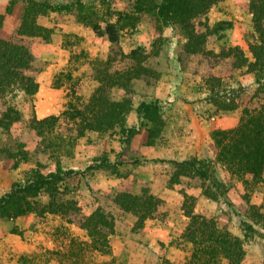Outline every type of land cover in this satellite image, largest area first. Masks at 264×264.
I'll return each mask as SVG.
<instances>
[{"label": "rangeland", "instance_id": "obj_1", "mask_svg": "<svg viewBox=\"0 0 264 264\" xmlns=\"http://www.w3.org/2000/svg\"><path fill=\"white\" fill-rule=\"evenodd\" d=\"M30 1L40 2L38 22L50 36L32 41L36 94L15 89L2 99L19 113L9 128L0 125V264H61L59 248L73 237L90 239L62 214L40 212L53 194L73 200L83 214L103 207L114 217L112 253H87L79 264H184L192 246L180 245L188 210L215 216L240 240L241 264H264V184L247 185L214 162L215 129L238 124L258 87L247 65L234 68L232 59L213 55L238 45L252 57L250 0L213 4L199 26L208 33L196 53L183 47L187 37L178 24L158 18L161 0H0V35L15 33ZM139 47L147 49L153 74L133 79L129 90L108 88L112 99H127L116 128L70 125L63 117L38 121L89 97L104 78L99 69L118 75ZM236 95L242 97L237 110L219 107ZM143 101L160 109L141 113ZM58 168L62 193L42 190L31 197L30 211L5 213L4 196L15 185ZM121 191L154 195L159 215L139 221L116 206L112 196Z\"/></svg>", "mask_w": 264, "mask_h": 264}, {"label": "trees", "instance_id": "obj_2", "mask_svg": "<svg viewBox=\"0 0 264 264\" xmlns=\"http://www.w3.org/2000/svg\"><path fill=\"white\" fill-rule=\"evenodd\" d=\"M147 1L148 0H143ZM150 1V0H149ZM221 0H161L157 2L158 18H163L171 24H178L187 37L183 47L196 53L203 50L202 39L208 33L201 31L203 17L213 4ZM37 1H30L24 7L20 25L10 37L0 35V102L5 104L4 97L15 89H22L31 97L39 89L36 78L38 71L37 58L33 51V39L48 40L50 31L43 27L37 18ZM148 4V3H145ZM249 8L253 14L255 36L249 42L252 57L245 54L240 46H228L220 53L213 51L215 56L227 57L234 68L247 65L248 72L256 76L258 87L243 109L238 124L231 128H217L214 137L218 147L214 162L224 165L233 175L241 178L247 185L264 184V0H250ZM1 26V25H0ZM111 40L116 42L118 34L112 32ZM132 63L116 76L99 69L102 78L99 85L89 97H79V104H71L60 115L45 117L39 122L60 117L75 123L87 125L90 128L114 129L121 123L126 108L127 99H112L110 87L118 86L129 90V82L133 79L146 81L153 74L152 68L146 63L149 53L146 48H135L128 54ZM98 79V78H97ZM103 79L105 82H103ZM100 81V79H99ZM242 97L236 95L228 103H219L222 109L237 110ZM0 103V125L10 127L19 113L15 106ZM160 109L156 102L143 101L140 112ZM235 117V116H233ZM136 131V129H131ZM186 163V162H185ZM61 168L49 174H40L31 178L25 184L15 185L3 199L4 211L9 216H18L33 208L31 197L36 198L40 191L62 193L58 181L61 179ZM67 189V188H66ZM52 201L40 212L60 213L69 222L76 223L87 230L89 240L73 237L69 244L56 251L61 264H79V258L87 253H112L110 234L113 215L103 207L96 208L90 214H83L81 208L73 200L53 194ZM116 206L131 211L144 221L150 216H157L160 204L152 194L121 191L112 196ZM159 215V214H158ZM190 220L181 237L180 245L191 243V251L184 264H241L244 249L240 240L230 232L222 230L215 216L187 211ZM65 248V249H64ZM65 257L66 259H64Z\"/></svg>", "mask_w": 264, "mask_h": 264}]
</instances>
